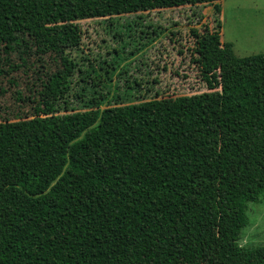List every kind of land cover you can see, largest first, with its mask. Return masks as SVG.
<instances>
[{
    "label": "trees",
    "instance_id": "trees-1",
    "mask_svg": "<svg viewBox=\"0 0 264 264\" xmlns=\"http://www.w3.org/2000/svg\"><path fill=\"white\" fill-rule=\"evenodd\" d=\"M81 35L27 29L61 68L31 125H0V264H264V245L238 243L264 197V52L205 30L192 55L208 92L57 114Z\"/></svg>",
    "mask_w": 264,
    "mask_h": 264
},
{
    "label": "rangeland",
    "instance_id": "rangeland-1",
    "mask_svg": "<svg viewBox=\"0 0 264 264\" xmlns=\"http://www.w3.org/2000/svg\"><path fill=\"white\" fill-rule=\"evenodd\" d=\"M215 3L222 6L218 29ZM66 22L82 35L67 51L74 69L57 114L85 111L92 99L103 109L208 92L192 55L195 33L205 30L218 31L237 57L264 52V0H0V125L7 136L31 125L43 82L61 68L57 55L36 51L27 29ZM246 214L239 245H264V197Z\"/></svg>",
    "mask_w": 264,
    "mask_h": 264
}]
</instances>
